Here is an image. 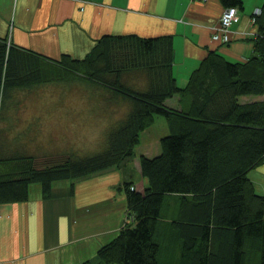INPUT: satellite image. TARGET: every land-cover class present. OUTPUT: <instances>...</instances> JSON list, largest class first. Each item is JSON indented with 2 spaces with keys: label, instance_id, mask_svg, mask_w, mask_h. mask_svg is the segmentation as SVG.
<instances>
[{
  "label": "trees",
  "instance_id": "1",
  "mask_svg": "<svg viewBox=\"0 0 264 264\" xmlns=\"http://www.w3.org/2000/svg\"><path fill=\"white\" fill-rule=\"evenodd\" d=\"M260 9L254 55L232 62L212 51L184 86L174 76L170 37L105 36L82 60H53L0 37V202L26 199L31 183L48 196L55 180L123 169L126 220L98 261L82 264H264V195L248 176L264 160V98L239 100L264 96V0ZM52 81L81 83L93 105L125 109L99 150L37 167L29 155L5 150V112L19 93ZM175 94L179 108L166 104ZM156 116L167 132L157 154L137 156L138 178L134 148Z\"/></svg>",
  "mask_w": 264,
  "mask_h": 264
},
{
  "label": "crops",
  "instance_id": "2",
  "mask_svg": "<svg viewBox=\"0 0 264 264\" xmlns=\"http://www.w3.org/2000/svg\"><path fill=\"white\" fill-rule=\"evenodd\" d=\"M262 1L242 0L226 43L211 37L224 8L220 0H0V37L53 60L63 55L82 60L105 36L170 37L174 76L184 86L212 51L232 62L254 55L257 35L251 16ZM179 97L173 95L166 104L179 108ZM263 98L243 95L239 100ZM159 140L152 154L159 152ZM248 176L255 191L264 195V160ZM124 180L120 170L109 168L55 180L48 196L40 183H31L26 199L0 202V264L98 261L99 248L126 220L125 195L117 189ZM140 182L142 187L145 180Z\"/></svg>",
  "mask_w": 264,
  "mask_h": 264
},
{
  "label": "rangeland",
  "instance_id": "3",
  "mask_svg": "<svg viewBox=\"0 0 264 264\" xmlns=\"http://www.w3.org/2000/svg\"><path fill=\"white\" fill-rule=\"evenodd\" d=\"M88 96L81 83L75 81L47 82L19 93L15 104L5 112V131L1 135L3 142H7L5 150L29 155L37 167L60 162L70 152L84 155L99 150L107 126L121 115L123 108L93 105L96 100ZM162 120L164 123L160 124ZM165 126L164 117L156 116L154 123L140 133L131 161L135 177L139 175H136L137 156L142 153L154 155L152 151L157 149ZM135 184H141L140 179L135 180ZM121 186L122 183L117 187L118 191H123Z\"/></svg>",
  "mask_w": 264,
  "mask_h": 264
},
{
  "label": "built area",
  "instance_id": "4",
  "mask_svg": "<svg viewBox=\"0 0 264 264\" xmlns=\"http://www.w3.org/2000/svg\"><path fill=\"white\" fill-rule=\"evenodd\" d=\"M260 7L252 11L251 21L254 23L256 16L260 13ZM237 15V7L226 6L222 9L218 24L213 27L212 39L220 43H226L230 39V29Z\"/></svg>",
  "mask_w": 264,
  "mask_h": 264
}]
</instances>
